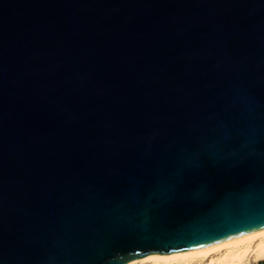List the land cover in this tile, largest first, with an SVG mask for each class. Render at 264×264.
Wrapping results in <instances>:
<instances>
[{"label": "water", "instance_id": "water-1", "mask_svg": "<svg viewBox=\"0 0 264 264\" xmlns=\"http://www.w3.org/2000/svg\"><path fill=\"white\" fill-rule=\"evenodd\" d=\"M262 229L264 0H0V264Z\"/></svg>", "mask_w": 264, "mask_h": 264}, {"label": "bare ground", "instance_id": "bare-ground-1", "mask_svg": "<svg viewBox=\"0 0 264 264\" xmlns=\"http://www.w3.org/2000/svg\"><path fill=\"white\" fill-rule=\"evenodd\" d=\"M264 261V229L185 253L151 254L126 264H258Z\"/></svg>", "mask_w": 264, "mask_h": 264}, {"label": "trees", "instance_id": "trees-1", "mask_svg": "<svg viewBox=\"0 0 264 264\" xmlns=\"http://www.w3.org/2000/svg\"><path fill=\"white\" fill-rule=\"evenodd\" d=\"M259 264H264V261H261Z\"/></svg>", "mask_w": 264, "mask_h": 264}, {"label": "rangeland", "instance_id": "rangeland-1", "mask_svg": "<svg viewBox=\"0 0 264 264\" xmlns=\"http://www.w3.org/2000/svg\"><path fill=\"white\" fill-rule=\"evenodd\" d=\"M259 263H260V262H259ZM259 263H258V264H259Z\"/></svg>", "mask_w": 264, "mask_h": 264}]
</instances>
